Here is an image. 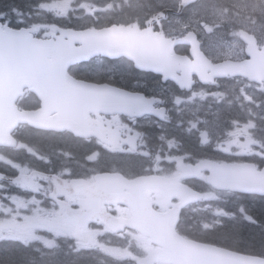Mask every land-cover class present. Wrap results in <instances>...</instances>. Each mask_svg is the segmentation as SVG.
<instances>
[{
  "label": "snow or ice",
  "instance_id": "obj_1",
  "mask_svg": "<svg viewBox=\"0 0 264 264\" xmlns=\"http://www.w3.org/2000/svg\"><path fill=\"white\" fill-rule=\"evenodd\" d=\"M89 59L99 67L85 78L79 62ZM142 74H155L160 91L142 94ZM225 80L231 94L220 91ZM200 101L219 102L211 118L201 119ZM31 130L87 150L40 151L22 139ZM0 152V242L24 253L0 264H65V246L125 264H264V236L247 254L204 238L226 239L237 213L259 223L243 204L220 205L264 200V0L0 8ZM189 210L212 219L182 226Z\"/></svg>",
  "mask_w": 264,
  "mask_h": 264
},
{
  "label": "flooded vegetation",
  "instance_id": "obj_2",
  "mask_svg": "<svg viewBox=\"0 0 264 264\" xmlns=\"http://www.w3.org/2000/svg\"><path fill=\"white\" fill-rule=\"evenodd\" d=\"M97 4H104L105 2H111V0H93ZM123 0H120L119 3H122ZM142 3H149V2H142ZM128 4L135 5L134 0H128ZM124 11L128 13L129 15H136L140 10L137 9L136 7H127L125 6ZM73 27L76 26L75 22L72 24ZM208 40H205V45H207ZM207 47V46H206ZM98 64L89 62L85 64H81L79 75L87 78L91 77L94 75L95 70L98 68ZM115 69V74L117 77H119L120 73L122 71H125V69L122 66H114ZM155 74H150V75H141L138 78V85L141 90L142 94H147L151 96L153 92H159L160 91V83H158L153 77ZM137 85V81H133V86ZM235 85H233L230 81L225 80L223 82V85L221 87V91L231 94L233 91V88ZM219 102H216L215 104L210 102V101H200L199 104H197V107H200L203 105L202 111H201V119L205 118L208 116V111L215 110L216 104ZM233 115H236L235 112H232ZM173 115H178V113H173ZM208 118H211L208 116ZM141 127H144L141 125ZM22 139L24 141H27L29 144L33 145L34 147L38 148L40 151L43 152H51L54 148L59 151L60 149H67L69 151H72L74 154L79 157L84 151L87 149L83 145H79L75 143L72 139H69L67 137H59L56 139H53L51 137L45 136L41 134L40 131L38 130H31V131H25L23 134ZM14 159L18 161H22L25 163L32 162L33 166L38 168V169H46V165H43L39 161H33L30 156L27 155L26 152H14ZM73 169L76 171L77 174H80L82 172L81 169L76 168V166L73 164L72 165ZM50 171V169H48ZM4 171H7L4 168ZM2 172V170H0ZM75 178V177H74ZM16 194H19L22 198H28L29 194L25 193L22 190H15ZM37 195V198L40 199L42 197ZM261 198L258 196H248V197H235L231 199L230 202H226L221 204L220 206L228 211H233L235 212L237 210L238 205L243 204L244 207L246 208L247 212L250 214L251 211H253V206L255 203H258V201ZM23 211V210H22ZM197 212L194 211H187L185 213L187 219L183 222L182 226H187L191 223V215L195 214ZM201 217H204V215L199 214ZM208 216L210 219H212V214L211 212H208ZM0 218H2V214H0ZM237 219H241L239 216V213H237ZM123 241L120 240L119 238L112 237V244L110 246H120L122 245ZM70 251L66 246L64 248L63 253L59 257L62 261L65 262V264H125L124 261L122 260H116L113 257L107 256L104 253L101 252H96V253H88V252H82V253H76L72 252V255H67Z\"/></svg>",
  "mask_w": 264,
  "mask_h": 264
},
{
  "label": "trees",
  "instance_id": "obj_3",
  "mask_svg": "<svg viewBox=\"0 0 264 264\" xmlns=\"http://www.w3.org/2000/svg\"><path fill=\"white\" fill-rule=\"evenodd\" d=\"M37 0H0V8H5L11 5H18L22 8H27L28 5L36 3ZM52 2V0H48ZM217 2L212 0L210 5ZM251 216L258 221V225L244 223L237 219L230 224L229 236L225 239L222 235H208L204 237L207 240L215 241L216 243L226 244L232 249L247 254L253 250L259 251L261 248V238L264 236V202L258 201L253 206ZM9 256L13 258H21L24 253L20 249L12 248L6 245L5 242H0V257Z\"/></svg>",
  "mask_w": 264,
  "mask_h": 264
},
{
  "label": "rangeland",
  "instance_id": "obj_4",
  "mask_svg": "<svg viewBox=\"0 0 264 264\" xmlns=\"http://www.w3.org/2000/svg\"><path fill=\"white\" fill-rule=\"evenodd\" d=\"M215 2L217 5H224V4H231L229 0H216Z\"/></svg>",
  "mask_w": 264,
  "mask_h": 264
},
{
  "label": "water",
  "instance_id": "obj_5",
  "mask_svg": "<svg viewBox=\"0 0 264 264\" xmlns=\"http://www.w3.org/2000/svg\"><path fill=\"white\" fill-rule=\"evenodd\" d=\"M79 63H81V62H79ZM213 258L216 259V260H219V261H222V260L225 259V257L223 256V254H216V255H214Z\"/></svg>",
  "mask_w": 264,
  "mask_h": 264
},
{
  "label": "bare ground",
  "instance_id": "obj_6",
  "mask_svg": "<svg viewBox=\"0 0 264 264\" xmlns=\"http://www.w3.org/2000/svg\"><path fill=\"white\" fill-rule=\"evenodd\" d=\"M12 156H14V155H12Z\"/></svg>",
  "mask_w": 264,
  "mask_h": 264
}]
</instances>
